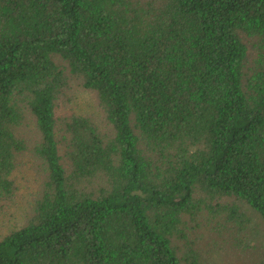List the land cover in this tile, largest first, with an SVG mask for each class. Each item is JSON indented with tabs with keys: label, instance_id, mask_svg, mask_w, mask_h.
<instances>
[{
	"label": "trees",
	"instance_id": "16d2710c",
	"mask_svg": "<svg viewBox=\"0 0 264 264\" xmlns=\"http://www.w3.org/2000/svg\"><path fill=\"white\" fill-rule=\"evenodd\" d=\"M71 82L103 125L58 116ZM24 153L35 193L0 264H202L223 234L253 241L264 0H0V203Z\"/></svg>",
	"mask_w": 264,
	"mask_h": 264
},
{
	"label": "rangeland",
	"instance_id": "374dc122",
	"mask_svg": "<svg viewBox=\"0 0 264 264\" xmlns=\"http://www.w3.org/2000/svg\"><path fill=\"white\" fill-rule=\"evenodd\" d=\"M57 113L58 116H68L70 114L87 116L97 125H103L104 112L98 104L96 95L93 92L83 90L74 82L70 83V86L60 97L57 105ZM31 129L32 124L24 135L26 139L28 137V144H31L28 133ZM30 161L31 159L27 153L21 154L17 158V168L12 177L16 189V197L12 203H0V238L10 230L20 227L29 211L30 202L32 201L36 188L34 171ZM241 208L252 218V222H249L247 227L253 230L254 240L250 241V238L247 239L242 233L243 236L239 237V241L243 244L239 247L236 245L237 241H231L229 243L227 239L229 238L228 235L223 234L222 238L217 239L218 242H216L218 243L216 248H221L220 250L216 249V252L219 253L211 252L210 254H203V258L200 260L202 264H240V260L243 259L242 256H245L242 253L249 251L257 253V249L261 250L264 246V224L260 219L252 216L245 206H241ZM209 229L212 228L209 227ZM204 240H208V238L204 237ZM224 241L227 242L225 243ZM230 244L240 254H233V250H228ZM248 256L249 258L253 257L252 254H248Z\"/></svg>",
	"mask_w": 264,
	"mask_h": 264
}]
</instances>
